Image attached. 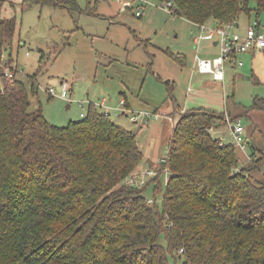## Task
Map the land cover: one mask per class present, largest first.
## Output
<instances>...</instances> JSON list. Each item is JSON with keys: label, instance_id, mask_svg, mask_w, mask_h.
I'll return each mask as SVG.
<instances>
[{"label": "trees", "instance_id": "obj_1", "mask_svg": "<svg viewBox=\"0 0 264 264\" xmlns=\"http://www.w3.org/2000/svg\"><path fill=\"white\" fill-rule=\"evenodd\" d=\"M155 1L172 2L171 15L194 25L253 14L259 21L264 13V0ZM22 4L80 12L78 0ZM16 28L15 18L0 17V264H264V180L252 176L264 148L250 143L255 161L236 170L234 144L209 130L228 113L196 108L176 116L167 161L155 168L137 136L95 104L63 128L30 111L29 90L5 56ZM251 110L264 116V99Z\"/></svg>", "mask_w": 264, "mask_h": 264}, {"label": "rangeland", "instance_id": "obj_2", "mask_svg": "<svg viewBox=\"0 0 264 264\" xmlns=\"http://www.w3.org/2000/svg\"><path fill=\"white\" fill-rule=\"evenodd\" d=\"M149 1L159 5L155 0ZM78 2L80 12H70L50 5H24L22 0H0V17L16 19L15 39L5 56L6 59L11 56L16 78L29 90L31 112L41 111L51 125L61 128L81 121L90 104L105 112L99 107L104 99L113 110L124 100L129 101L130 111L162 114L159 121L142 126L132 123L129 114L110 112L114 123L137 136L144 158L158 166V160L168 156L174 125L169 119L176 107L216 112L228 109L233 120L236 115H243L239 120L251 138L247 151L244 153L235 144L224 121L214 124L211 134L225 145L234 144L240 159L236 170L252 165L246 155L251 154V144L257 151L264 148V116L246 110L256 98L264 99V55L254 59L240 56L243 66L227 64L224 83L217 82L193 71V66L196 55L211 59L220 52L208 49L205 41L198 50L194 42L198 30L182 17L157 6L146 8L143 16L138 17L137 0ZM130 4L132 9L125 10ZM255 16H243L239 23L242 27L253 24ZM259 21L264 26V13ZM170 53L175 58L178 55L184 58L186 66ZM62 83L68 85V91L63 92ZM50 90L54 91L53 96ZM259 156L257 152L256 159ZM252 176L263 181L264 165ZM167 179L163 173L160 177L163 187ZM163 193L156 196L160 210ZM146 197L154 200L152 189Z\"/></svg>", "mask_w": 264, "mask_h": 264}, {"label": "built area", "instance_id": "obj_3", "mask_svg": "<svg viewBox=\"0 0 264 264\" xmlns=\"http://www.w3.org/2000/svg\"><path fill=\"white\" fill-rule=\"evenodd\" d=\"M141 5L136 15L141 16L142 10L145 5L157 6L161 10L171 14L173 9V3H160L159 5H154L148 0H139ZM119 4H123L121 1H118ZM200 30V35L196 39V45L199 50V45L203 39L204 34H211L218 37V43L220 47V54L216 58L212 59H202L198 55L194 59V68L199 74L211 75L215 81L223 82L225 80V71L226 65L230 64L233 67H242L243 63L239 61V57L246 54L260 55L264 54V26L260 21L255 20L253 24H248L244 31H240L241 25L239 21H234L228 24H214V25H197ZM5 65H8V60L3 61ZM6 78H13L14 73L7 68L5 70ZM63 92L68 91V85L62 83ZM50 95L53 96L54 91H49ZM101 109H105V113L110 116L112 108L107 106L106 100L104 99L99 105ZM113 111L122 112L123 115L129 114V120L134 124H141L142 126H148L151 122L159 121L162 114L157 112H134L130 111L127 108L126 102L122 100L120 102V107L115 108ZM171 123L174 124L172 117L169 119ZM228 124L230 133L233 137L235 144L243 151H247L249 144V137L246 134V130L241 122V120H233L229 114H226V120ZM210 132H213V128L209 129ZM251 160V159H250ZM167 161V157H162L158 161V165L161 168L162 165ZM252 162L255 160L252 159ZM155 171L147 172L146 175H155ZM167 175V174H166ZM168 177V175H167ZM134 179H130L129 183H133ZM151 202V201H149Z\"/></svg>", "mask_w": 264, "mask_h": 264}, {"label": "crops", "instance_id": "obj_4", "mask_svg": "<svg viewBox=\"0 0 264 264\" xmlns=\"http://www.w3.org/2000/svg\"><path fill=\"white\" fill-rule=\"evenodd\" d=\"M188 23H190V22H188ZM194 28H197V30H198V34L200 35V30H199V27L197 26V25H194L193 23H190ZM217 24V23H216ZM206 25H214V24H206ZM241 25V24H240ZM248 26V25H247ZM247 26H244V27H242V25H241V28H240V31H244V29L247 27ZM198 37H195V39H194V42H195V44H196V39H197ZM205 41V43H206V45H207V48L209 49V48H214V49H216V50H218V53L220 52V48H219V43H218V37L217 36H215V35H211V34H206V37H204L202 40H201V42H204ZM220 54V53H219ZM246 55H248V56H251L253 59L254 58H256L258 55H254V54H246ZM260 55H264V54H260ZM186 58V57H185ZM214 58H216V57H214ZM210 59V58H209ZM212 59V58H211ZM186 64H187V62H186ZM186 66V65H185ZM193 71H196L195 70V68H194V66H193ZM197 72V71H196ZM198 73V72H197ZM199 74V73H198ZM201 76H206L207 74H200ZM208 76H211V75H208ZM212 77V76H211ZM225 78H226V74H225ZM214 80V79H213ZM215 81V80H214ZM218 82V81H217ZM125 100H126V96H125V98H124ZM106 104H107V102H106ZM127 104H128V106L130 107V104H129V101H127ZM107 106H108V104H107ZM128 107V108H129ZM189 110H192V109H180L179 107H176V109H175V111H174V113H172L170 116L172 117L173 115V117L172 118H175V116H179L181 113H185L186 111H189ZM228 110V109H227ZM227 110H225L224 112L225 113H228V111ZM112 111V110H111ZM230 114V113H229ZM110 116H111V114H110ZM241 115L239 114V115H236L235 117H233V118H238V117H240ZM251 139V138H250ZM252 141V140H251ZM245 153V152H244ZM246 156H251V154H249L248 153V155H246ZM159 161V160H158ZM158 163V162H157ZM154 165H155V168H157L158 166L155 164V163H153Z\"/></svg>", "mask_w": 264, "mask_h": 264}]
</instances>
